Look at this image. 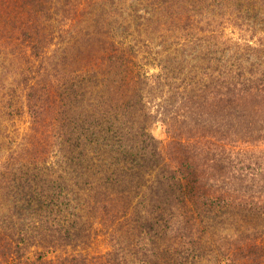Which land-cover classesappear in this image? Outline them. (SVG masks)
<instances>
[{
  "label": "trees",
  "instance_id": "obj_1",
  "mask_svg": "<svg viewBox=\"0 0 264 264\" xmlns=\"http://www.w3.org/2000/svg\"><path fill=\"white\" fill-rule=\"evenodd\" d=\"M0 264H264V0H0Z\"/></svg>",
  "mask_w": 264,
  "mask_h": 264
},
{
  "label": "rangeland",
  "instance_id": "obj_2",
  "mask_svg": "<svg viewBox=\"0 0 264 264\" xmlns=\"http://www.w3.org/2000/svg\"><path fill=\"white\" fill-rule=\"evenodd\" d=\"M20 126H22V124H18V127H19V132L23 129L22 127H20ZM27 126V124L26 125H24L23 127H26ZM151 133L157 138V139H160V140H163V139H165V134H164V132H163V128L160 126V125H157V124H155V125H153L152 127H151ZM101 243H98V246H99V248L101 249L102 247H101V245H100Z\"/></svg>",
  "mask_w": 264,
  "mask_h": 264
}]
</instances>
